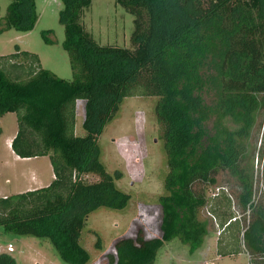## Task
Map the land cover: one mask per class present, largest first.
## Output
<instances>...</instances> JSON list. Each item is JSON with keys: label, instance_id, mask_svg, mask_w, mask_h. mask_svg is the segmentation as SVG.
<instances>
[{"label": "trees", "instance_id": "obj_1", "mask_svg": "<svg viewBox=\"0 0 264 264\" xmlns=\"http://www.w3.org/2000/svg\"><path fill=\"white\" fill-rule=\"evenodd\" d=\"M93 1L62 0V46L73 81L45 69L27 72L25 80L0 65V119L17 114L13 151L22 159L50 156L55 174L47 187L0 198V229L49 239L66 263L90 264L81 242L88 217L124 211L132 200L117 184L122 174L102 163L99 137L126 98L155 97L168 166L159 197L162 236L119 239L113 264H154L175 240L196 252L208 233L198 212L218 171L240 179L241 200L253 213L243 241L249 255L263 257L264 205L254 204L253 177L243 163L263 109L264 0H116L135 17L130 48L102 46L87 32L82 17ZM38 20L36 0H11L5 28L27 33ZM50 34L42 32L47 44ZM78 101L85 102L84 136L75 133ZM90 174L97 181H85ZM221 216L224 229L239 227L228 211ZM96 247L102 249L100 238ZM9 256L0 264H10Z\"/></svg>", "mask_w": 264, "mask_h": 264}, {"label": "rangeland", "instance_id": "obj_2", "mask_svg": "<svg viewBox=\"0 0 264 264\" xmlns=\"http://www.w3.org/2000/svg\"><path fill=\"white\" fill-rule=\"evenodd\" d=\"M10 3L11 0H0V65L13 76L21 70L31 74L45 69L58 78L73 81L70 56L62 46L65 40V29L59 21L62 0H36L39 20L35 28L27 33L6 30L5 17ZM134 20L135 17L116 0H94L83 14L82 24L98 44L130 48ZM44 31H52L49 35L52 44L44 41ZM17 53L19 55L13 58L12 55ZM261 101L263 109L257 115L243 163L247 175L253 177V201L258 205H264V139L261 142L264 135V95ZM156 103L155 97L126 98L117 116L99 137L102 163L109 173L122 174L117 184L123 191L132 194V200L124 211L100 209L88 217L81 242L91 254L90 264H113L110 255L115 253V243L121 238H135L139 232L147 239L162 236L159 197L165 194L164 180L168 166L164 136L155 116ZM84 119L85 102L78 101L77 136L85 135ZM0 129V194L12 196L26 190L28 182L23 173L29 169H37L46 178L51 177L54 172L50 156L24 163L16 161L11 155L8 139L17 132V114L3 116ZM257 150L262 154L260 158L256 157ZM84 179L91 183L98 177L90 174ZM206 188L207 204L198 212V220L206 224L208 233L200 248L191 253L189 245L175 240L160 250L154 264H264V256L249 255L243 241V232L251 225L253 213L241 200V182L237 175L218 171L215 185ZM216 203L220 204V208ZM227 211L237 219L239 227L234 225V228L228 226L224 229L221 226V213ZM98 238L102 249L96 247ZM8 243L16 249L9 256L10 264H68L49 239L20 236L0 229V246Z\"/></svg>", "mask_w": 264, "mask_h": 264}, {"label": "crops", "instance_id": "obj_3", "mask_svg": "<svg viewBox=\"0 0 264 264\" xmlns=\"http://www.w3.org/2000/svg\"><path fill=\"white\" fill-rule=\"evenodd\" d=\"M24 73V77L27 76V72L24 71V72H19L17 77H19L20 75H22ZM16 77V78H17ZM28 77V76H27ZM27 77L25 78V80L27 79ZM24 79V78H22ZM7 115V114H6ZM3 118V117H2ZM1 118V119H2ZM0 119V120H1ZM17 132H18V129H17ZM16 132V134H17ZM1 134H2V131H1ZM0 134V136H1ZM16 134L14 136H11L9 139H8V146H9V149L11 150V155L13 156V158L16 160V161H19V162H24V163H30L32 162L33 160L37 159V158H29V159H22L20 158L19 156H17L15 154V152L13 151L12 149V141L13 139L15 138ZM47 157V156H46ZM52 166V165H51ZM53 170V168H52ZM27 176V177H26ZM23 177L27 180L28 182V188L26 190H24L23 192H27V191H31V190H36V189H39V188H44V187H47L49 186L55 179V174L52 173L51 177L50 178H46L39 170L37 169H34V170H31L29 169L27 172L23 173ZM2 190H0V193H1ZM21 192V193H23ZM8 197L7 194H0V198H6ZM16 252V251H15ZM14 254V253H13ZM11 255V254H9Z\"/></svg>", "mask_w": 264, "mask_h": 264}, {"label": "built area", "instance_id": "obj_4", "mask_svg": "<svg viewBox=\"0 0 264 264\" xmlns=\"http://www.w3.org/2000/svg\"><path fill=\"white\" fill-rule=\"evenodd\" d=\"M15 251L16 249L11 243L6 244L5 246H0V256L3 254H13Z\"/></svg>", "mask_w": 264, "mask_h": 264}]
</instances>
